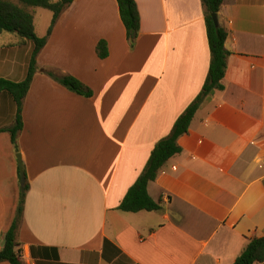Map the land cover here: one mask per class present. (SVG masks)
Returning <instances> with one entry per match:
<instances>
[{
  "label": "crops",
  "instance_id": "0c3cea01",
  "mask_svg": "<svg viewBox=\"0 0 264 264\" xmlns=\"http://www.w3.org/2000/svg\"><path fill=\"white\" fill-rule=\"evenodd\" d=\"M135 2L131 46L117 0H75L38 57L19 152L0 133V251L19 205L21 154L30 185L17 234L24 264H234L264 236V0H225L217 14L230 53L224 90L204 100L182 152L149 184L161 210H119L211 64L202 0ZM13 42L0 34V78L20 83L34 47ZM53 70L92 97L56 82ZM16 114L0 95V129Z\"/></svg>",
  "mask_w": 264,
  "mask_h": 264
},
{
  "label": "trees",
  "instance_id": "16d2710c",
  "mask_svg": "<svg viewBox=\"0 0 264 264\" xmlns=\"http://www.w3.org/2000/svg\"><path fill=\"white\" fill-rule=\"evenodd\" d=\"M0 0V34H10L14 42L9 46L24 47L28 43L33 44V52L29 62L26 78L23 82L15 83L0 78V95H9L16 104L17 114L12 127L0 129L1 132L10 134L11 142L17 152L18 137L23 130V104L30 90L33 79L38 73V57L47 45L56 24L61 15L74 3L75 0ZM225 0H202L204 8L207 38L211 52V64L208 76L202 91L195 100L186 108L175 122L168 136L160 140L153 149L150 158L138 177L135 184L130 188L121 202L119 210L126 213H139L142 211L157 212L161 205L155 202L148 192V186L156 181L163 166L175 155L182 152L178 141L189 132L191 123L200 109L204 100L216 91L224 90L222 83L227 71L230 53L225 47L228 37L227 31L216 26L212 16L218 14ZM121 21L125 27L127 39L134 46L140 31V14L135 0H117ZM41 8L53 13L51 25L45 37H39L36 33L33 10ZM97 55L105 60L109 56L108 44L101 40L97 45ZM47 75L68 90L90 98L93 92L80 80L73 76L62 74L58 71H46ZM21 182V178H20ZM30 185L27 183L20 186L19 205L15 219L5 235L4 247L0 251V264H24L21 246L17 240L20 224L23 220L25 202ZM234 264H264V236L250 240L241 255Z\"/></svg>",
  "mask_w": 264,
  "mask_h": 264
},
{
  "label": "rangeland",
  "instance_id": "374dc122",
  "mask_svg": "<svg viewBox=\"0 0 264 264\" xmlns=\"http://www.w3.org/2000/svg\"><path fill=\"white\" fill-rule=\"evenodd\" d=\"M10 1L18 3L17 0H10ZM55 1H59V0H55ZM35 11H36L35 23H36L37 35L45 37L47 35L48 29L51 25L50 21L53 17V14L51 11L45 10V9H35ZM8 37H10V36H5L4 40H7ZM22 60L20 62L24 63ZM15 78H17L19 80L20 78H23V77H15Z\"/></svg>",
  "mask_w": 264,
  "mask_h": 264
},
{
  "label": "water",
  "instance_id": "95a60500",
  "mask_svg": "<svg viewBox=\"0 0 264 264\" xmlns=\"http://www.w3.org/2000/svg\"><path fill=\"white\" fill-rule=\"evenodd\" d=\"M212 18H213V21H214L215 25L216 26H220L218 15L214 14L212 16ZM17 159L19 161L21 183H22V185H25L26 184V175H25V172H24V167H23L21 154H18Z\"/></svg>",
  "mask_w": 264,
  "mask_h": 264
}]
</instances>
